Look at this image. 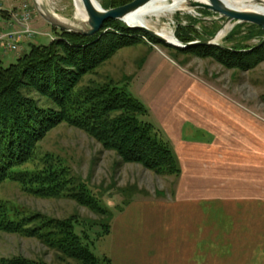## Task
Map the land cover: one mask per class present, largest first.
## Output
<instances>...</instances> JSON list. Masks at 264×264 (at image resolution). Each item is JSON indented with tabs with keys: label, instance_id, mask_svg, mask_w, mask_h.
<instances>
[{
	"label": "trees",
	"instance_id": "obj_1",
	"mask_svg": "<svg viewBox=\"0 0 264 264\" xmlns=\"http://www.w3.org/2000/svg\"><path fill=\"white\" fill-rule=\"evenodd\" d=\"M133 1L110 0L104 8H118ZM194 28H179L177 38L184 44L197 41V37H190ZM206 34L204 31L203 36ZM142 36L147 35L109 21L95 38L63 33L47 46L33 47L18 63L0 68V185L6 180L17 182L26 194L41 199L69 198L98 216H108L67 168L47 165L24 169L36 156L37 144L62 123L85 132L124 163L141 165L160 176H180L170 142L153 124L140 119L148 115L144 104L111 82L80 83L82 76L93 73L121 49L142 43ZM263 38L260 27L241 25L227 38L233 44L230 47L197 46L177 48L175 52L211 58L229 69L248 72L264 61V45L258 47ZM255 39L258 44H247ZM22 210L0 201V232L35 238L80 264H113L109 258L99 259L77 233V216L61 221ZM99 225L106 229L105 236L110 234L111 224ZM0 264L46 263L15 256L0 259Z\"/></svg>",
	"mask_w": 264,
	"mask_h": 264
},
{
	"label": "crops",
	"instance_id": "obj_2",
	"mask_svg": "<svg viewBox=\"0 0 264 264\" xmlns=\"http://www.w3.org/2000/svg\"><path fill=\"white\" fill-rule=\"evenodd\" d=\"M133 48L144 62L131 75L181 174L171 200L133 204L144 217L123 227L117 219L113 264H264V120L170 58ZM188 124L212 141L187 142Z\"/></svg>",
	"mask_w": 264,
	"mask_h": 264
},
{
	"label": "rangeland",
	"instance_id": "obj_3",
	"mask_svg": "<svg viewBox=\"0 0 264 264\" xmlns=\"http://www.w3.org/2000/svg\"><path fill=\"white\" fill-rule=\"evenodd\" d=\"M109 1L97 0L103 8L106 5L109 6ZM75 6L77 7L75 0H41L40 4L37 0H0V68H9L28 55L33 47L47 46L51 42L57 41L61 34L69 33L49 25L42 18L41 12L53 15L67 26L80 28L81 24L75 19V15L77 17L81 14L76 13ZM110 9L115 8L106 10ZM26 13H30L29 20L23 18ZM149 21L155 30L161 31L165 28L167 31L173 32L176 38L177 33L180 32L179 28L194 25L195 28L190 37H197V40L216 36L225 22L217 13L192 9L188 6L185 11L175 12L170 19L151 18ZM123 25L126 27L125 24ZM239 26L241 24L232 23L217 43L220 46H232L233 44L231 45L227 38L231 37V34L239 29ZM204 31L207 34L203 36ZM182 32L185 35V32ZM10 34L16 35L17 50L8 47ZM148 37L151 38L149 35L142 36V43L121 49L93 73L82 76L81 85L113 83L114 86L128 92L144 104L148 109V115L140 119L154 124V120L149 116V114L151 115L149 104L141 95L138 87L139 76L136 75L133 78L131 75L134 69L140 70L141 62H144V59L140 58L142 53L138 51V48L133 47L146 45L170 58L174 64L182 67L196 79L208 84L245 110L264 120V61L256 68L243 72L229 69L211 58L179 55L175 52L176 47L158 41L159 44H155ZM178 41L180 40L178 39ZM258 43V39L247 42L251 46ZM124 62L129 64L128 67L124 65ZM33 97L38 101L43 99L38 95ZM212 138L213 136L206 131L197 130L190 124L185 127L184 139L187 142L205 143V141L211 142ZM173 151L177 158L174 149ZM47 165H54L56 168L65 167L70 170L72 175L83 182L109 215L98 216L69 198L41 199L26 194L19 183L8 180L0 185V201L21 212H23L22 209H25L32 214H39L48 219L62 221L77 216L79 221L77 233L81 235L86 244L91 246L94 254L101 260L112 258L117 219L121 218L119 227H123L136 212L144 217L142 208L131 209L133 204L147 201H169L177 187L176 177L160 176L141 165L124 163L115 152L104 150L101 144L85 132L65 123L60 124L44 136L37 144L36 156L24 166V169L42 168ZM129 209L131 210L128 211ZM96 223L111 224L110 234L105 236L103 233L106 229ZM15 256H23L29 260L46 264H80L78 261L67 258L56 248L35 238L0 232V259Z\"/></svg>",
	"mask_w": 264,
	"mask_h": 264
},
{
	"label": "water",
	"instance_id": "obj_4",
	"mask_svg": "<svg viewBox=\"0 0 264 264\" xmlns=\"http://www.w3.org/2000/svg\"><path fill=\"white\" fill-rule=\"evenodd\" d=\"M151 1L152 0H135L134 2L126 6L106 10L94 0H81L84 10L87 14V22L80 23V28L67 26L53 15H47L44 12H41V16L49 25L54 28L88 38L97 36L103 29L106 22L119 21L125 24L129 29L142 31L160 43H164L166 45L173 46L179 49H189L197 46H220L217 43V41L219 40L218 33L214 37H207L203 40H197L193 43L183 44L178 41L176 37H174V42H170L156 31L144 27H133L125 21V19L129 15L146 6ZM187 6L192 9H201L217 13L221 19L225 20L224 25L220 31H222L227 25L229 26L234 22L241 25H254L260 27L264 31V14L235 11L224 6L219 0H209V4L190 0ZM263 45L264 38L258 45V47H261Z\"/></svg>",
	"mask_w": 264,
	"mask_h": 264
},
{
	"label": "bare ground",
	"instance_id": "obj_5",
	"mask_svg": "<svg viewBox=\"0 0 264 264\" xmlns=\"http://www.w3.org/2000/svg\"><path fill=\"white\" fill-rule=\"evenodd\" d=\"M41 3V0H37ZM76 13L81 14L75 19L80 23L87 22V14L84 10L81 0H75ZM97 2V0H94ZM190 0H152L149 4L142 7L138 11L129 15L125 21L133 27H144L153 31L155 28L151 26V18H156L157 20H162L164 18L170 19V17L178 11H185ZM204 4H209V0H192ZM224 6L229 9L239 11V12H251L264 14V0H219ZM82 8V9H81ZM187 12V11H186ZM193 13V12H192ZM62 20V19H61ZM64 21V20H62ZM153 22V21H152ZM230 26V25H229ZM227 25L222 31L218 32L219 39L224 36L225 32L229 28ZM171 27V26H170ZM162 35L167 41L174 42L175 35L171 31H167L165 28L161 31H157Z\"/></svg>",
	"mask_w": 264,
	"mask_h": 264
},
{
	"label": "built area",
	"instance_id": "obj_6",
	"mask_svg": "<svg viewBox=\"0 0 264 264\" xmlns=\"http://www.w3.org/2000/svg\"><path fill=\"white\" fill-rule=\"evenodd\" d=\"M30 13H26L23 18L25 20H29L30 19V16H29ZM10 39V41H8V47L9 49H12V50H17L18 49V41L16 40V35L15 34H10L8 36ZM0 45H1V41H0ZM2 47V46H1Z\"/></svg>",
	"mask_w": 264,
	"mask_h": 264
}]
</instances>
